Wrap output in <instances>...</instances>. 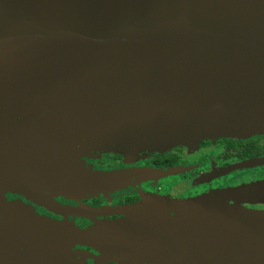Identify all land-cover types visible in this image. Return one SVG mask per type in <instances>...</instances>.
I'll return each mask as SVG.
<instances>
[{"label": "water", "instance_id": "1", "mask_svg": "<svg viewBox=\"0 0 264 264\" xmlns=\"http://www.w3.org/2000/svg\"><path fill=\"white\" fill-rule=\"evenodd\" d=\"M0 101L58 138L124 156L264 135V0H0ZM26 147L32 161L72 163L63 145ZM1 168L31 202L65 217L141 214L109 246L123 263L264 264V211L231 205L224 192L74 207L46 195L18 157L0 156ZM68 172L87 191L128 179L97 172L79 184L85 176ZM32 219L56 234L64 225ZM39 241L4 263L57 256Z\"/></svg>", "mask_w": 264, "mask_h": 264}, {"label": "flooded vegetation", "instance_id": "2", "mask_svg": "<svg viewBox=\"0 0 264 264\" xmlns=\"http://www.w3.org/2000/svg\"><path fill=\"white\" fill-rule=\"evenodd\" d=\"M55 135V132L44 131L39 124L8 110L7 104L0 101V156L18 157L34 184L61 204L74 207L89 205L96 208H117L141 202L150 195L168 196L172 200L181 201L224 192L226 201L231 205L264 211V202L254 199L264 198V161L259 162L264 160V135L246 140H203L191 151L185 146H178L162 153H139L129 160L141 159L145 155L148 157L138 160L135 164L127 163L126 158L120 154L104 153L90 146L73 144L72 141ZM35 140H41L53 147L64 145L58 150L72 163H65L66 169H63L53 162L32 161L31 155H28L30 159L25 158L24 152L30 151L26 146ZM225 141H237L241 145H222ZM33 148L42 151L38 146ZM74 153L83 155L78 157ZM42 156L49 159L45 154ZM54 158L56 159L55 156ZM240 165L243 167H239ZM229 168L232 169L224 172ZM69 170L78 176H85L79 184L87 183L84 180L88 173L95 174L100 171L119 174L121 171H127L123 176L128 179L136 174H143L144 177L136 183L128 181L122 189L116 186L111 191L101 188L87 191L71 183ZM153 171L157 174L161 171L164 175L153 176ZM28 198L19 187L16 173L1 168V264H5L6 260L17 262L24 252L38 244V239L41 245L46 243L53 249L57 248V256L48 258L44 264H158L143 261L123 263L118 256L110 252L111 242L113 243L114 239L119 240V228L123 230V226L129 225L130 221L135 222L141 214H109L91 219L65 217L34 204ZM34 215L36 219L64 225L56 229L58 234L50 230L42 231L35 225L37 222L33 223L36 221L32 219ZM25 223H30V226L25 227ZM75 228L80 231L79 235L73 234ZM70 253L73 255L64 258Z\"/></svg>", "mask_w": 264, "mask_h": 264}, {"label": "rangeland", "instance_id": "3", "mask_svg": "<svg viewBox=\"0 0 264 264\" xmlns=\"http://www.w3.org/2000/svg\"><path fill=\"white\" fill-rule=\"evenodd\" d=\"M38 129L40 130V128H38ZM65 145H66V144H65ZM60 146H62V145H60ZM63 146H64V145H63ZM185 147L189 148L190 151H191L193 147H198V146H191V147L185 146ZM78 149H79V148H78ZM153 153H155V152H153ZM74 154H75L76 156H78V157L83 155L82 153H80V154H76V153H74ZM121 156H124V155H121ZM124 157L126 158V162H127V163L135 164V163H137L138 160H143V159L147 158L148 156H147V155L142 156L141 159H137V160H135V159L129 160V158L134 157V155L124 156ZM140 170H142V169H140ZM144 171H145V169H144ZM100 172H102V171H100ZM103 172H105V171H103ZM126 172H127V171H125V172H123V173H126ZM131 172H133V170H132ZM135 172H137V171L135 170ZM139 172H141V171H139ZM138 176H139V177H138ZM143 177H144L143 175H139V174H136L135 177H130L129 179H127L126 181H124V183H122V184L120 185V186H121V189H122V187H124V186L127 185L128 181H129L130 183H136V182H139L140 180H142Z\"/></svg>", "mask_w": 264, "mask_h": 264}, {"label": "trees", "instance_id": "4", "mask_svg": "<svg viewBox=\"0 0 264 264\" xmlns=\"http://www.w3.org/2000/svg\"><path fill=\"white\" fill-rule=\"evenodd\" d=\"M231 142H232V143H231ZM226 143H228V144H234V145H238V146L241 145L240 142H237V141H229V142L225 141V143H222V145H224V144H226Z\"/></svg>", "mask_w": 264, "mask_h": 264}]
</instances>
